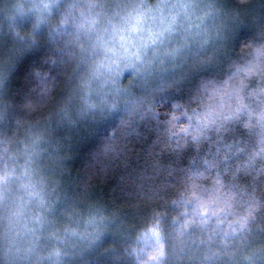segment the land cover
<instances>
[{"label": "trees", "instance_id": "16d2710c", "mask_svg": "<svg viewBox=\"0 0 264 264\" xmlns=\"http://www.w3.org/2000/svg\"><path fill=\"white\" fill-rule=\"evenodd\" d=\"M111 1L52 26L66 0L47 21L0 0V264H30L5 246L23 171L62 238L93 237L51 264H264V0H221L230 19L192 68L126 73L110 110L89 94V38Z\"/></svg>", "mask_w": 264, "mask_h": 264}, {"label": "rangeland", "instance_id": "374dc122", "mask_svg": "<svg viewBox=\"0 0 264 264\" xmlns=\"http://www.w3.org/2000/svg\"><path fill=\"white\" fill-rule=\"evenodd\" d=\"M24 1L28 5V14L32 11L36 19L44 18L45 21L50 19V9H54L58 2ZM66 1L70 5L68 12L65 13L57 7V19H50L49 22L52 26L57 21L58 25H62L64 17H68L69 13L74 19L81 18V15L76 14L80 9L79 4L75 0ZM112 5L113 7L110 6L109 11L94 24L90 33L93 36L89 38L94 40L96 47V54L93 56L95 64L90 70L94 78L89 82V94L103 102V106H99L110 110L113 103L111 98L121 91V82L125 80L126 73L130 72L138 84V81L145 83L147 79L155 82V78L164 72L172 74L182 68H192V62L199 60L196 55L205 53L215 39L213 37L223 34L224 24L230 19L229 11L222 5L221 0H118ZM254 13L253 9V20ZM198 49L203 50L197 51ZM79 64V69H86L83 60H80ZM80 91L79 98L84 96L85 92L84 88L79 89V93ZM82 99L86 101L87 97ZM79 101L81 102V99ZM1 109L0 119L1 113H4L3 108ZM26 176L23 171L22 175L15 179L14 192H11L10 198L7 199L12 210L8 211L6 218L8 236L5 231V246L13 261L51 264L57 258L59 252L56 250L60 247L69 253L74 245V254L77 251L76 246H81V239L84 243L87 242L85 245H92V236L90 239L83 238L85 234L86 237L91 235L89 230L86 231L87 227H83V232L79 233L81 236L78 232L66 231L62 238L55 222H48L47 218L40 217L43 213H48L49 217V211L46 207L40 210L43 198L38 195L39 192L35 193L36 183L31 184L28 181L30 177ZM50 196L53 201L57 198L48 189L46 199ZM46 203L48 204V200ZM43 235L46 237V243L43 241ZM21 238V243L11 242L12 239ZM42 243L44 245L41 247Z\"/></svg>", "mask_w": 264, "mask_h": 264}]
</instances>
